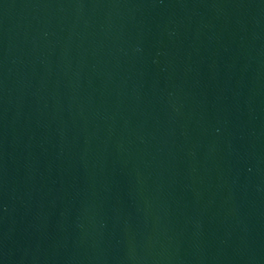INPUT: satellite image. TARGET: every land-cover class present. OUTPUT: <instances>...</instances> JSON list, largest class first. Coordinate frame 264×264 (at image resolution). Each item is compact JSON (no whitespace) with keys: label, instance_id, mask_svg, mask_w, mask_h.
I'll return each mask as SVG.
<instances>
[{"label":"water","instance_id":"95a60500","mask_svg":"<svg viewBox=\"0 0 264 264\" xmlns=\"http://www.w3.org/2000/svg\"><path fill=\"white\" fill-rule=\"evenodd\" d=\"M0 264H264V0H0Z\"/></svg>","mask_w":264,"mask_h":264}]
</instances>
